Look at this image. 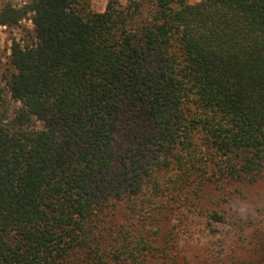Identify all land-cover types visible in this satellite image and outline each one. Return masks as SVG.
<instances>
[{"label": "trees", "instance_id": "trees-1", "mask_svg": "<svg viewBox=\"0 0 264 264\" xmlns=\"http://www.w3.org/2000/svg\"><path fill=\"white\" fill-rule=\"evenodd\" d=\"M87 5L0 8L35 31L0 89V264H191L162 223L264 180V0Z\"/></svg>", "mask_w": 264, "mask_h": 264}, {"label": "rangeland", "instance_id": "rangeland-1", "mask_svg": "<svg viewBox=\"0 0 264 264\" xmlns=\"http://www.w3.org/2000/svg\"><path fill=\"white\" fill-rule=\"evenodd\" d=\"M32 0H0V8L12 2L23 6ZM191 3L200 0H189ZM109 0H87V6L93 11L103 12ZM126 6L128 0H119ZM35 38L34 25L31 17L23 19L14 26L0 27V89L6 85V78L14 71L11 63V47L14 40L21 43H31ZM8 104H11L10 114L15 115V109L21 103L14 102L9 96L3 94ZM215 199L203 200L201 212L192 213L190 217L180 219L173 216L164 221L161 231L164 240L170 239L172 250L180 260L191 264H237L240 260L250 259L255 256L254 249L261 234H264V180L249 186L241 197L227 200L232 207V216L227 218V223L208 224L209 210L216 207ZM213 201V202H212ZM231 202V203H230ZM234 218H241L249 222L245 229L233 224ZM153 259L151 264H156Z\"/></svg>", "mask_w": 264, "mask_h": 264}]
</instances>
